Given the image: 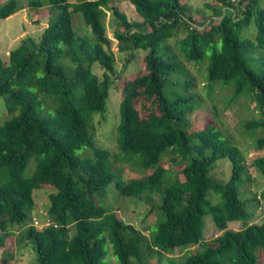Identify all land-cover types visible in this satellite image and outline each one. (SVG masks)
I'll use <instances>...</instances> for the list:
<instances>
[{
  "label": "trees",
  "instance_id": "16d2710c",
  "mask_svg": "<svg viewBox=\"0 0 264 264\" xmlns=\"http://www.w3.org/2000/svg\"><path fill=\"white\" fill-rule=\"evenodd\" d=\"M129 2L140 21L129 20L113 0L0 3V19L22 8L48 11L40 39L27 35L6 60L0 56L6 113L0 115V264L29 245L36 264H104L107 245L120 264H152L151 251L166 254L167 264H264V222L252 220L264 189L259 197L246 191L243 152L212 103L220 87L229 91L225 106L253 104L258 116L241 126L253 140L250 165L264 179V0H222L229 12L215 7L199 21L187 15V0ZM73 13H81L88 35L76 33ZM250 26L253 36L245 34ZM109 27L118 50L128 54L125 68L144 51L141 70H116ZM181 30L186 35L176 39ZM112 90H120L117 151L95 148L81 158L78 151L93 142L95 117L107 118ZM218 160L230 163L225 180L214 173ZM31 161L34 171L25 175ZM121 164L142 175L123 179ZM111 181L120 196L157 215L144 227L148 237L116 207L95 201ZM40 187L54 190L46 210L51 224L43 228L27 217ZM206 215L219 231L209 239ZM232 221L240 228L229 229Z\"/></svg>",
  "mask_w": 264,
  "mask_h": 264
},
{
  "label": "rangeland",
  "instance_id": "374dc122",
  "mask_svg": "<svg viewBox=\"0 0 264 264\" xmlns=\"http://www.w3.org/2000/svg\"><path fill=\"white\" fill-rule=\"evenodd\" d=\"M4 0H0V3ZM24 2L25 0H18ZM117 5H119L120 10L124 12L129 20H141V17L137 15L129 0H113ZM188 4V12L187 15L191 16L193 21H199L200 19H207L212 14H214V8H219L220 12H224V7L222 0H187ZM225 12H229L225 10ZM73 24L74 30L78 35H88V30L85 28V23L83 22L81 13H73ZM110 19L107 16L106 21ZM48 25V11L46 8H42L39 11H28L27 8H22L10 15L5 19H0V56L3 59L8 58L9 50L16 47L21 40L27 36L31 35L34 39H40L44 29ZM246 35L253 36L254 30L253 27L250 26L248 30H246ZM106 35L110 38L111 41V49L115 53L116 62L115 68L116 70H124L126 75H132L136 73L138 70H141L144 65L143 56L144 51H137L136 56L131 62L127 64L125 68L124 64L128 57V54L125 52H120L118 50L117 41L113 38L112 28H108L106 30ZM186 35V32L181 30L176 39H180ZM175 38L169 40L171 42L174 41ZM173 43V42H171ZM175 44V43H174ZM176 45V44H175ZM206 60V59H205ZM94 72H97L100 76L102 73V69H100L99 65L95 63L93 65ZM195 74V69L190 67ZM203 75H197V83L202 86L205 84L203 80ZM214 92L216 94L220 93L221 95L217 99H213L212 103H215L217 108L219 109V120L222 122V128L227 130L228 134L232 136V138L236 141V144L242 150L245 163L248 168V173L250 174V181L245 183L246 191L249 195L256 194L259 197V193L262 189H264V179L260 176L258 172L250 165V162L253 157L256 156L254 149L252 148V139L247 135L244 129L241 126V121L244 119H250L252 117H257L258 113L253 109V104L250 105V108L245 107L239 103H231L228 106H225L223 103V96L229 93L228 90H222L220 87H216ZM120 95V90H112L110 96L107 100V111L106 120H103L101 117H95V136L93 138V142L91 145L84 146L78 151V155L81 158L90 157L93 154V150L95 148H104L109 151L110 155L113 156L117 151V142L116 136L117 132L113 131L114 122L117 120V103ZM2 97H0V115H5V111H3ZM211 102L206 98L205 108H210ZM118 115V121H119ZM192 120L195 121V117H192ZM110 156V158H112ZM217 166L215 168V175L221 179H226L230 172V163L225 160H218L216 162ZM122 168V172L120 175L123 179L127 180L128 178L142 175L141 171H139L134 166L130 164H121L116 165V168ZM34 171V163L33 161L29 162L25 167L23 173L25 175H31ZM54 191L51 187H40L33 190V208L28 214V218L36 217L41 223L46 219V210L49 204V194ZM155 199L157 201L158 196L155 195ZM97 203L112 205L116 207V214L121 217L126 222L131 223L138 229H141L146 235L149 236L147 230L144 229L148 224L154 223L157 215L148 214V206L143 202H138L134 200H130L129 198H125L120 196L114 187V181H111L105 191L103 196L100 198L97 197L95 199ZM155 206L159 205L157 201ZM253 222H264V200L259 199L258 203L253 207ZM205 227H204V237L205 239H209L219 234L218 228L215 226L212 216L206 215L205 218ZM240 221H232L228 223L229 229H238L241 224ZM191 250H195V248L191 247ZM107 257L104 260V264H120L117 258L112 254V250L110 246H106ZM20 252L15 250V254ZM178 251H174L172 256L180 257ZM15 258L10 259L8 264H36L35 259V251L32 248V245L26 247L24 251L18 256L13 255ZM160 264H167V255L162 253L159 255L155 251L150 252V263L155 264L157 261Z\"/></svg>",
  "mask_w": 264,
  "mask_h": 264
},
{
  "label": "built area",
  "instance_id": "2783aa9c",
  "mask_svg": "<svg viewBox=\"0 0 264 264\" xmlns=\"http://www.w3.org/2000/svg\"><path fill=\"white\" fill-rule=\"evenodd\" d=\"M233 1H238V0H233ZM32 224L38 228H43L49 226L51 222L48 219H46L44 222L41 223L36 217H33Z\"/></svg>",
  "mask_w": 264,
  "mask_h": 264
},
{
  "label": "clouds",
  "instance_id": "9594fccd",
  "mask_svg": "<svg viewBox=\"0 0 264 264\" xmlns=\"http://www.w3.org/2000/svg\"><path fill=\"white\" fill-rule=\"evenodd\" d=\"M32 218H33V217H32ZM46 219H47V218H46ZM46 219H45V220H46ZM39 222H40V221H39ZM35 227H36V226H35Z\"/></svg>",
  "mask_w": 264,
  "mask_h": 264
}]
</instances>
